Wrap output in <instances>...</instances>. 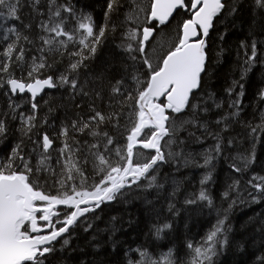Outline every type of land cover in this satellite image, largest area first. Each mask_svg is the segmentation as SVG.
<instances>
[{
    "label": "snow or ice",
    "instance_id": "6c2138e0",
    "mask_svg": "<svg viewBox=\"0 0 264 264\" xmlns=\"http://www.w3.org/2000/svg\"><path fill=\"white\" fill-rule=\"evenodd\" d=\"M27 6L36 17H40L37 25L41 32V44L37 48L39 55L31 58L26 77L18 78L10 74L5 79L0 75V88L7 87L5 95L9 97L8 108L12 119H19L22 136L31 140L30 134L37 128V97L45 89L68 86L74 95L102 99L103 88L101 91L86 89L90 83H102L108 69L92 80L81 81L79 73L88 67L86 61L96 56L98 46L109 31L111 15L123 5L121 0H107L105 22L98 29L92 13L77 9L71 0H27ZM254 6L264 9V0H254ZM23 7L24 0H0V43L5 44L0 49L5 58L0 62V74L10 73L12 64L22 65L26 59L23 42L33 43L15 23H11L21 21ZM177 10L189 13L190 18L184 19L178 26L175 44L159 57L158 63H153L147 49L156 29L149 25L153 22L157 26L165 25ZM237 11L235 0L231 5L226 0H150V4L144 7L136 0H130L129 10L124 13L125 31L121 43L117 45L130 63L122 65L124 74L120 79L114 83L108 80L107 84L109 108H118L119 111L103 112L89 105L91 114L86 119L79 117L70 125L61 127L59 136L63 138V143L59 149H54L53 138L44 132L32 141L34 147L30 153H25L21 139L12 147L6 160L0 162V264H62L56 259L57 253L67 250L72 230L87 214L94 215L104 205L127 202L126 197L138 190L155 192L157 198L162 193L166 194L164 198L169 201L168 211H176L171 201L183 187V180L176 173L188 167L214 170V162L224 153L221 133L229 128L230 118L240 114L244 85L239 81H233L232 86L226 89L229 97L235 93L236 98L228 104L234 111L215 121L217 127L223 125L219 131H212L208 122L201 120L200 114L209 111V103L217 109L222 108L223 101H217L215 93L211 92L206 96L197 95L203 84L202 74L207 70L206 38L210 29L221 15L226 12L232 15ZM142 13L143 21L140 20ZM69 24L71 28L67 27ZM24 27L30 28L31 25ZM115 30L116 25L111 24V31ZM73 44L78 50L68 52ZM65 53L75 58L65 71L58 77L48 75L41 78L42 70L52 67L47 62V55ZM258 59L257 42L254 40L250 55H246L241 78L252 70ZM236 88L240 89L238 93ZM26 93L30 94V114L18 112L21 104L12 99ZM258 95L264 102V89ZM122 118L131 126L121 125ZM108 126L125 129L124 144L118 143L115 136L104 130ZM7 131L6 120L0 119V137H4ZM70 131L85 134L92 142L85 140L81 145L74 136L70 137ZM198 131L200 136L196 135ZM251 131L256 133L257 128ZM182 132H186L189 139L195 138L197 143H203L209 137L214 141L199 153L203 158L202 164L193 153L184 150L186 138L181 136ZM227 143L231 145L233 140L229 139ZM53 151L57 153L55 165ZM33 155L35 163L32 162ZM231 159L230 169L237 174L244 173L256 161L255 149L253 147L250 152ZM89 163L95 177L92 184L88 183L85 174ZM164 165L173 166L174 172L162 173ZM45 175L53 179V187L58 186L55 194L46 190ZM212 179L213 172L207 171L200 180L199 192L190 194L191 198H186L184 204L206 203L212 207L213 199L206 188ZM42 180L44 183H41ZM240 184L239 179H234L222 194L224 198H230L231 192H239ZM247 184L252 189L248 192L250 202H264V176L254 175ZM236 203L237 200L233 199L223 217L217 219L201 243H187L190 250L187 264H216V258L231 243L228 210ZM111 219L116 221L117 217ZM92 227L88 223L84 231ZM172 227V223L167 221L153 224L151 234L159 240ZM115 231L117 229L113 227L112 233ZM118 243L112 240V247L115 248ZM94 247L99 248L100 245L95 244ZM240 247L243 248V245ZM128 251L139 256L136 260L129 259L128 264H176L172 248L156 258L146 248ZM256 264H264V254L256 258Z\"/></svg>",
    "mask_w": 264,
    "mask_h": 264
},
{
    "label": "trees",
    "instance_id": "16d2710c",
    "mask_svg": "<svg viewBox=\"0 0 264 264\" xmlns=\"http://www.w3.org/2000/svg\"><path fill=\"white\" fill-rule=\"evenodd\" d=\"M147 5L150 4L145 0ZM25 7L20 12L21 21H12L22 31L23 35L28 36L33 43H24L26 49L25 62L17 66L12 64L10 73L0 74L7 79L12 74L16 77H26L31 58L38 56L37 48L40 46L41 35L37 27L40 17H36L27 6V0H24ZM65 2V0H61ZM138 3V0H136ZM238 11L235 14L228 15L227 12L214 21V27L207 37V70L203 74V84L198 96H206L209 92L215 93L217 101H223V107L215 108L211 103L208 104L209 111L201 113V120L207 121L212 131H219L223 125L217 127L215 121L224 114L234 111L228 104L231 99H235V93L229 97L226 89L232 86L233 81H239L244 85V96L241 97V110L237 117L230 118L229 128L222 132L224 137L223 156L214 162V170L211 168L188 167L182 168L177 177L183 180V187L177 196L171 201L175 204L176 211H168L169 201L165 199L164 193L157 198L155 192L145 193L136 191L126 197L127 202H118L102 206L94 215L89 213L83 220L74 227L70 237V245L63 253H57L56 259L62 264H128V260L139 259L138 254L128 251V249L146 248L156 258L160 253L166 252L169 248L174 249V258L176 264H187L190 258V250L187 248L189 241L194 245L202 242V239L211 230L218 218H222L224 211L228 209L233 199L237 203L228 210L227 224L231 225L229 233L230 245L216 258V264H256V258L264 254V202L252 204L248 197V192L252 189L247 181L254 175L264 176V102L259 99V92L264 88V9H256L254 0H235ZM77 9L85 12H91L98 29L104 24V13L106 11L107 0H71ZM123 7L119 8L111 15L109 31L106 33L103 42L98 46L96 56L86 61L88 67L81 69L79 79L81 81L92 80L100 73L108 69L106 78L101 83L99 81L90 83L88 89L102 91V99L94 96L83 97L74 95L68 86L57 87L45 90L37 97L39 110L37 114V128L31 133V140L22 136L21 124L19 119H12L11 110L8 108L9 97L5 95L7 87L0 88V119H5L8 131L4 137H0V162L6 160L12 147L24 141L25 153H30L34 147L32 141H35L44 132L54 140V149L62 146L63 138L59 136L62 126L70 125L73 120L79 117L87 118L90 115L89 105L96 107L103 112L119 111V109L109 108V97L107 84L108 80L113 83L123 76V64L130 63L126 59V54L117 47L121 43L122 33L125 31L124 13L129 10L130 0H121ZM231 5L233 0H227ZM43 7V5H41ZM143 17V15H142ZM46 18V17H44ZM190 18V14L183 10H178L172 16L170 21L157 26L152 23L149 26L155 28V39H161L166 46L162 48V57L177 41L178 26L184 19ZM30 24V28L24 25ZM111 24L116 25V30L111 31ZM71 28L72 25H67ZM257 42L259 59L246 76L241 78V72L244 67L246 55H250L251 43ZM5 44L0 43V49ZM76 45H70L68 52L77 51ZM65 53L64 55H47L48 64L52 65L41 72V78L48 75L58 77L65 71L70 62L74 60ZM5 58L0 54V62ZM239 88L235 89L238 93ZM28 94L17 95L12 99L21 104L18 112L30 114L31 108ZM47 101V103H45ZM79 106V107H78ZM127 111V109H125ZM8 113L7 116L4 114ZM47 123H44V121ZM121 125L130 127V123L120 120ZM252 128H257L256 133H252ZM116 137L117 142L124 144L123 137L126 135L123 127L114 129L108 126L104 129ZM197 136L201 132H196ZM76 141L82 145L85 140L90 143L91 138L82 133H72ZM181 136L185 139L184 150L191 152L196 156L199 163H203V158L199 155L204 149L214 144L209 137L203 143H197L195 138H187V133L182 132ZM233 140L229 145L227 141ZM69 143L72 140L69 139ZM255 149L256 161L244 173L237 174L233 172L229 165L232 163V157L241 153H248ZM57 153L52 152L53 164ZM36 157L33 155L32 162L35 163ZM17 163H19L17 161ZM58 170V168H57ZM207 171L213 172V179L206 185V188L213 199V206L208 207L206 203L198 205H185L184 200L191 198L190 194H197L200 190V180ZM162 173H173L172 166L164 165L161 168ZM88 183L95 182L92 172V165L89 163L86 173ZM234 179L241 181L239 192H231L230 198L226 199L222 195L228 190ZM47 180L46 190L56 193V187H53V179L44 176ZM44 180L41 183H44ZM78 183V180H77ZM171 191V187H168ZM146 201H152L148 204ZM178 212V214H176ZM117 217L112 221V217ZM96 217H99L97 219ZM172 223L171 230L164 234L162 239H155L151 234L153 224H162L164 222ZM88 223L93 227L84 231ZM117 229L112 233V228ZM95 237V239H93ZM112 240L119 243L115 248L112 247ZM99 244L100 247H94ZM243 245V248L240 247ZM60 247L59 244L56 245ZM127 252V255L125 253Z\"/></svg>",
    "mask_w": 264,
    "mask_h": 264
},
{
    "label": "rangeland",
    "instance_id": "374dc122",
    "mask_svg": "<svg viewBox=\"0 0 264 264\" xmlns=\"http://www.w3.org/2000/svg\"><path fill=\"white\" fill-rule=\"evenodd\" d=\"M150 2V0H148ZM138 3L141 5V7L147 6V3L145 0H138ZM143 15V17H142ZM140 20L143 21L144 20V14H141ZM155 37V35H154ZM153 37V39L150 41V43L148 44V54L149 56L152 58L153 63H158L159 62V57L162 54V48L163 46H166V43H164L161 39H155ZM174 170V167L172 166V171ZM177 175V174H176Z\"/></svg>",
    "mask_w": 264,
    "mask_h": 264
},
{
    "label": "water",
    "instance_id": "95a60500",
    "mask_svg": "<svg viewBox=\"0 0 264 264\" xmlns=\"http://www.w3.org/2000/svg\"><path fill=\"white\" fill-rule=\"evenodd\" d=\"M227 1V0H226ZM178 11V10H177ZM175 14V13H174ZM172 18V17H171ZM170 18V19H171ZM170 21V20H169ZM153 23H155V24H157L156 22H153ZM167 24V23H166ZM163 26V25H162ZM210 31H211V29H210ZM210 33V32H209ZM154 35H155V32H154ZM154 35H153V37H154ZM153 37L150 39V41L153 39ZM206 40H207V38H206ZM203 75V74H202ZM264 89V88H263ZM45 90H48V89H45ZM44 90V91H45ZM27 94V93H26ZM29 96H30V94H28ZM61 207H63V206H61Z\"/></svg>",
    "mask_w": 264,
    "mask_h": 264
},
{
    "label": "flooded vegetation",
    "instance_id": "af4514ba",
    "mask_svg": "<svg viewBox=\"0 0 264 264\" xmlns=\"http://www.w3.org/2000/svg\"><path fill=\"white\" fill-rule=\"evenodd\" d=\"M61 210L63 211V207H61Z\"/></svg>",
    "mask_w": 264,
    "mask_h": 264
}]
</instances>
